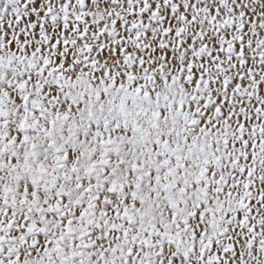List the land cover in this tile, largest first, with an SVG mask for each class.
<instances>
[{
    "label": "snow or ice",
    "instance_id": "6c2138e0",
    "mask_svg": "<svg viewBox=\"0 0 264 264\" xmlns=\"http://www.w3.org/2000/svg\"><path fill=\"white\" fill-rule=\"evenodd\" d=\"M0 264H264V0H0Z\"/></svg>",
    "mask_w": 264,
    "mask_h": 264
}]
</instances>
